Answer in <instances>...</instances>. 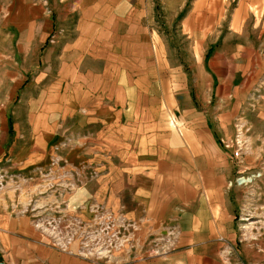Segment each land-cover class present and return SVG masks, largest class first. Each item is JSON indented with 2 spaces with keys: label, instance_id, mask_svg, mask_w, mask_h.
I'll return each instance as SVG.
<instances>
[{
  "label": "crops",
  "instance_id": "1",
  "mask_svg": "<svg viewBox=\"0 0 264 264\" xmlns=\"http://www.w3.org/2000/svg\"><path fill=\"white\" fill-rule=\"evenodd\" d=\"M134 11V0L69 5L77 17L64 49L70 86L62 113L38 115L40 124L32 122L42 141L60 118L68 121L69 135L61 157L44 159L49 172L37 188L43 196L31 189L28 202L17 193L0 200L3 264H214L215 230L233 225L230 197L236 186L226 185L264 160V55L251 64L244 60L243 24L234 14L232 32L221 42L222 59L205 57L211 75L206 87L224 111L214 115L212 132L201 113L192 111L181 135L168 128L165 92L154 96L161 103L153 111L146 102L150 94L135 92ZM179 93L186 98V88ZM212 133L226 143L224 151L212 142ZM56 213L67 219L52 220ZM123 221L130 230L125 250L115 230ZM97 224L93 227L110 225L111 236L116 234L110 247L107 240L91 247V239L63 231ZM170 228L187 230L180 243L191 247L151 252L150 235ZM158 238V245L166 244L165 237Z\"/></svg>",
  "mask_w": 264,
  "mask_h": 264
},
{
  "label": "rangeland",
  "instance_id": "2",
  "mask_svg": "<svg viewBox=\"0 0 264 264\" xmlns=\"http://www.w3.org/2000/svg\"><path fill=\"white\" fill-rule=\"evenodd\" d=\"M73 3L74 0L71 3L69 0H0V200L17 193L28 202L31 189L36 191V196H43L45 191L37 192V188L42 175L49 172L44 159L52 161L62 156L60 147L69 135L68 121L63 123L60 118L45 141L32 131V122L38 119L40 124L38 115L62 113L63 94L70 86L65 76L69 70L64 49L72 39L69 32L77 17L69 13V5ZM134 5L135 92L150 94L146 102L152 111L158 110L161 103L154 96L166 93L163 103L171 131L185 135L189 122L186 119L196 110L212 132L214 115L224 110L206 87L211 75L205 57L208 54L210 61L222 59L218 57L221 42L232 32L230 23L235 14L243 24L244 60L249 64L262 60L264 0H134ZM182 88H186V98L179 93ZM213 141L221 151L225 150L226 143L218 135H213ZM260 153L264 156V150ZM37 159L41 163L32 165ZM241 174L257 177L234 189L229 187V182L226 185L232 190L233 225L228 230H215L214 264H264V160ZM237 176L240 175L233 176L234 179ZM65 219L67 216L62 213L52 217L57 222ZM98 225L63 231L91 239L94 248L104 240L111 245L109 239L116 235L111 236V226L93 227ZM127 227L124 221L115 227L121 250L129 246ZM184 231L187 230L170 228L152 234L147 247L155 253L182 251L191 247L180 243L188 237H182ZM158 237H165L166 244L158 245ZM117 244L113 243L112 247ZM201 249L198 246L199 253L205 256Z\"/></svg>",
  "mask_w": 264,
  "mask_h": 264
},
{
  "label": "built area",
  "instance_id": "3",
  "mask_svg": "<svg viewBox=\"0 0 264 264\" xmlns=\"http://www.w3.org/2000/svg\"><path fill=\"white\" fill-rule=\"evenodd\" d=\"M240 156V151L239 150H235L233 152V157L234 158H238ZM257 177V175H251V176H243V174H241L240 176H237L234 179V182H229V187L232 186H245L248 183H250L253 179H255Z\"/></svg>",
  "mask_w": 264,
  "mask_h": 264
},
{
  "label": "trees",
  "instance_id": "4",
  "mask_svg": "<svg viewBox=\"0 0 264 264\" xmlns=\"http://www.w3.org/2000/svg\"><path fill=\"white\" fill-rule=\"evenodd\" d=\"M208 55V54H207ZM9 129H10V132L12 131V124H11V119H9ZM2 262V259L0 257V263Z\"/></svg>",
  "mask_w": 264,
  "mask_h": 264
},
{
  "label": "water",
  "instance_id": "5",
  "mask_svg": "<svg viewBox=\"0 0 264 264\" xmlns=\"http://www.w3.org/2000/svg\"><path fill=\"white\" fill-rule=\"evenodd\" d=\"M1 264H3V263H1Z\"/></svg>",
  "mask_w": 264,
  "mask_h": 264
}]
</instances>
